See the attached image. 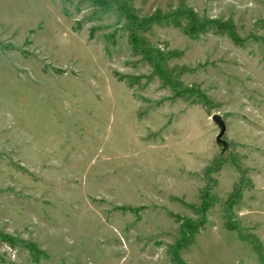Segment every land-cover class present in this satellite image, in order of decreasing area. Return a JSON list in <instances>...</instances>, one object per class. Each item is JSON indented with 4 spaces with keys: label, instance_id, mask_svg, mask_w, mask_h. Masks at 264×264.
<instances>
[{
    "label": "rangeland",
    "instance_id": "obj_1",
    "mask_svg": "<svg viewBox=\"0 0 264 264\" xmlns=\"http://www.w3.org/2000/svg\"><path fill=\"white\" fill-rule=\"evenodd\" d=\"M92 1L0 0V264H264V0Z\"/></svg>",
    "mask_w": 264,
    "mask_h": 264
},
{
    "label": "trees",
    "instance_id": "obj_2",
    "mask_svg": "<svg viewBox=\"0 0 264 264\" xmlns=\"http://www.w3.org/2000/svg\"><path fill=\"white\" fill-rule=\"evenodd\" d=\"M101 0H94L92 1V4L97 7L101 12H108L109 10L104 8L105 4H101L100 2ZM119 5H121L122 7L125 6L126 8V12L125 17L127 20L131 21V23L134 25L133 30L134 32H142L145 30H148L150 27H152L153 25H159V26H163V25H167V24H172L174 26H176L175 23V19H178L181 16L186 17V19L190 22L189 26H188V30L186 31V34L188 36H195L197 33L201 32V28L199 30L194 29V25L197 23L196 17L195 15L191 12V11H187V10H183V14L180 15L179 13H170L167 15L164 14H154L151 15L150 17L144 18V19H140L136 16H134L131 8L128 5L119 3ZM134 41V43L136 42L135 39H132ZM132 41V43H133ZM150 52V51H148ZM152 52H150L151 54ZM209 102H204V106L206 109V112L209 114V108L207 107ZM220 160H216L214 165L210 168H206L204 170V175H205V179L208 180L209 178L207 177V174L209 171L212 172H216L219 170L220 167ZM243 184L244 181L243 179L237 183L234 187L232 192L230 193L229 197L226 200V206L228 205H234L238 202V200L240 199V196L242 194L243 191ZM200 205L199 207H194V206H188L190 209L194 210L195 212L199 213L200 215H202L201 220L197 223L192 222L190 219L188 218H184V217H180V216H173L171 215L176 221L179 222V230L181 231V233H183L184 231H188L191 233H196L199 229H201L202 227H204L206 221H205V217L207 212L213 207V199L210 196V190L207 188H203L200 192ZM192 243V241L190 242ZM188 244V242H185L183 244V247H185ZM179 249V247H178ZM172 251V250H171ZM260 260L264 263V257L261 255V253L257 250ZM170 260L172 264H185L184 261L178 257L177 252H173L172 254L170 253Z\"/></svg>",
    "mask_w": 264,
    "mask_h": 264
},
{
    "label": "water",
    "instance_id": "obj_3",
    "mask_svg": "<svg viewBox=\"0 0 264 264\" xmlns=\"http://www.w3.org/2000/svg\"><path fill=\"white\" fill-rule=\"evenodd\" d=\"M211 121L216 125V127L218 128L219 132L215 138V142L218 146H220L222 148V153H225L228 150V143L223 140V136L225 134L226 131V126L225 123L222 119L221 116L214 114L211 116Z\"/></svg>",
    "mask_w": 264,
    "mask_h": 264
}]
</instances>
